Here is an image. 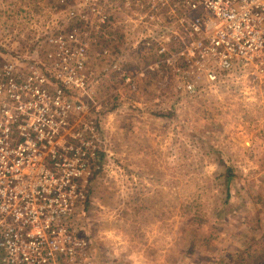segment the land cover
I'll return each instance as SVG.
<instances>
[{
	"label": "rangeland",
	"instance_id": "1",
	"mask_svg": "<svg viewBox=\"0 0 264 264\" xmlns=\"http://www.w3.org/2000/svg\"><path fill=\"white\" fill-rule=\"evenodd\" d=\"M80 3L0 0V69L40 72L54 91L58 73L69 77L60 66L85 50L87 94L64 89L85 105L75 129L96 134L84 136L95 155L74 212L83 264H264V80L235 72L209 84L190 65L157 68L155 49L128 24L69 21L85 14ZM72 33L73 57H58L50 40Z\"/></svg>",
	"mask_w": 264,
	"mask_h": 264
},
{
	"label": "built area",
	"instance_id": "2",
	"mask_svg": "<svg viewBox=\"0 0 264 264\" xmlns=\"http://www.w3.org/2000/svg\"><path fill=\"white\" fill-rule=\"evenodd\" d=\"M107 2L81 0L79 9L85 14L72 12L69 21L91 23L90 16H95L98 22L92 24H128L147 47L155 49L157 68L165 64L181 74L182 66L190 65L209 84L235 72L264 80V0ZM78 39L75 33L60 34L50 42L63 49L58 57L70 58L73 54L67 41L78 43ZM171 43L177 47L171 48ZM84 54L83 48L78 49L74 67L66 60L60 66L69 77L58 73L63 87L54 91L40 72L32 71L22 78L15 66L0 69V94L4 95L0 96L2 264L84 263L87 244L78 236L79 221L74 212L85 199L82 181L90 168L88 157L95 155V151L90 154L91 144L84 136L89 132V137L96 138V134L86 123V132L75 129V119L85 105L73 104L64 94V89L87 94L80 76ZM127 81L132 83L133 79ZM196 89L193 81H186L188 94Z\"/></svg>",
	"mask_w": 264,
	"mask_h": 264
}]
</instances>
